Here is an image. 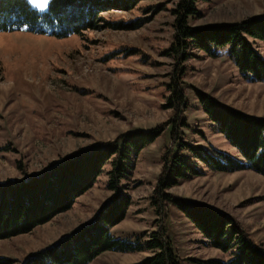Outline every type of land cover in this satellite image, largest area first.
<instances>
[{
    "label": "rangeland",
    "instance_id": "1",
    "mask_svg": "<svg viewBox=\"0 0 264 264\" xmlns=\"http://www.w3.org/2000/svg\"><path fill=\"white\" fill-rule=\"evenodd\" d=\"M178 1L143 0L131 10L103 13L107 21L146 20L133 30L105 25L63 38L27 29L0 31V182L40 172L81 147L161 127L164 131L154 143L126 160L122 183L129 187L132 203L112 234L145 244L163 230L181 264H211L231 256L207 245L190 220L155 190L165 153L176 152L171 133L175 110L167 108V98L177 63L169 50ZM30 4L39 11L48 7ZM197 8L199 14L189 22L196 27L264 16V0H200ZM256 46L264 55V44ZM227 52L228 46L214 58L192 49L182 63L187 126L178 128L177 136L210 152L237 156V149L214 130L196 95L203 91L221 103L264 116V82L244 79ZM182 155L202 173L167 191L232 216L264 248V176L252 170L212 171L190 150ZM111 168L106 164L71 209L29 233L0 239V257L19 263L92 220L113 194L107 186ZM156 251H106L90 264H133Z\"/></svg>",
    "mask_w": 264,
    "mask_h": 264
},
{
    "label": "trees",
    "instance_id": "2",
    "mask_svg": "<svg viewBox=\"0 0 264 264\" xmlns=\"http://www.w3.org/2000/svg\"><path fill=\"white\" fill-rule=\"evenodd\" d=\"M141 1L50 0L47 9L39 11L28 0H0V31L27 29L63 38L99 30L105 25L115 30L138 29L146 22L145 19L107 21L102 15L112 10H131ZM197 1L200 0H179L173 10L176 30L169 51L177 63L168 84L170 96L167 108L175 110L171 133L176 152L165 153L163 170L155 190L162 201L171 202L190 220L207 245L231 256L229 260H211V264H264V248L252 240L235 218L167 191L182 179L202 173L182 155L184 149L190 150L212 171L252 170L264 176V116L243 112L197 90L200 105L214 130L237 149L238 155L210 152L177 136L178 128L187 126L184 112L188 98L183 81L186 68L181 65L192 56V49L216 58L220 50L228 46L227 55L240 75L250 82H264V55L256 46L257 42L264 44V16L196 27L189 22L199 14ZM163 131L161 127L130 131L112 141L81 147L53 161L40 172L0 182V239H6L29 233L59 213L71 209L76 200L94 186L106 164L112 166L107 186L113 194L92 220L53 244L30 253L19 263L0 257V264H90L106 251L145 250L157 251L133 264H181L163 230L155 232L145 244L112 234V228L126 218L132 203L129 187L122 183L126 160L132 155H139ZM157 204L160 206V202Z\"/></svg>",
    "mask_w": 264,
    "mask_h": 264
},
{
    "label": "snow or ice",
    "instance_id": "3",
    "mask_svg": "<svg viewBox=\"0 0 264 264\" xmlns=\"http://www.w3.org/2000/svg\"><path fill=\"white\" fill-rule=\"evenodd\" d=\"M50 0H30V3L37 7H46L48 6Z\"/></svg>",
    "mask_w": 264,
    "mask_h": 264
}]
</instances>
